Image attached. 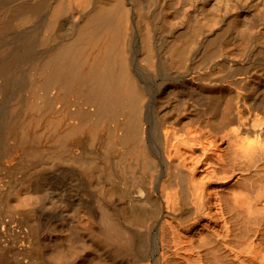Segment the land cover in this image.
Wrapping results in <instances>:
<instances>
[{
    "label": "bare ground",
    "instance_id": "obj_1",
    "mask_svg": "<svg viewBox=\"0 0 264 264\" xmlns=\"http://www.w3.org/2000/svg\"><path fill=\"white\" fill-rule=\"evenodd\" d=\"M0 159L31 264H264V0H0Z\"/></svg>",
    "mask_w": 264,
    "mask_h": 264
},
{
    "label": "rangeland",
    "instance_id": "obj_2",
    "mask_svg": "<svg viewBox=\"0 0 264 264\" xmlns=\"http://www.w3.org/2000/svg\"><path fill=\"white\" fill-rule=\"evenodd\" d=\"M69 158L59 159L56 156H50L41 163V167L45 166V169L50 171L52 176L54 175L53 179L51 178L53 184L60 179L61 171L68 174L72 168L80 166V163L74 158ZM24 172V167L15 166V164H5L0 159V258L3 264H31L36 258V255L29 248L32 236L28 232L29 224L24 217L23 208L16 205L8 195L14 185H17L19 178ZM98 175H93L90 179L84 181L86 188L91 190L92 193H94L95 189L100 192V186L104 182L103 176ZM72 183L82 187L80 176L76 174L72 178ZM66 186V184L62 185L61 189ZM78 187L75 186L74 193L79 191L80 188ZM114 194L119 198V201H125V205L128 206L127 194L120 191L118 187H115ZM66 200L70 204L68 211H66L68 215L72 214L75 208H78L77 211H81V205L85 204L91 207L97 203L96 195H91L90 192H85L81 196L70 194ZM45 212L48 213L46 218H51L52 220H58L61 214L59 210H48Z\"/></svg>",
    "mask_w": 264,
    "mask_h": 264
}]
</instances>
